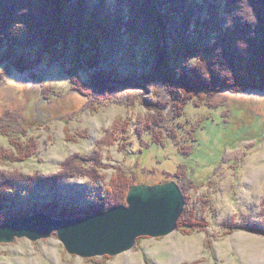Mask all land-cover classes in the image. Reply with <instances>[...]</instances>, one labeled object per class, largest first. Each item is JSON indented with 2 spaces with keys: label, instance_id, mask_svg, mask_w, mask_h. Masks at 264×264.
I'll return each mask as SVG.
<instances>
[{
  "label": "rangeland",
  "instance_id": "1",
  "mask_svg": "<svg viewBox=\"0 0 264 264\" xmlns=\"http://www.w3.org/2000/svg\"><path fill=\"white\" fill-rule=\"evenodd\" d=\"M115 1L107 3L114 7ZM154 1L156 8L163 10V0ZM255 1L261 11L264 0ZM213 2L219 11L217 22L206 12ZM223 2L186 0L197 7V20L210 21L191 24L193 38L200 42L213 38L215 30L209 28L213 34L205 36V29L212 22L220 27L228 18ZM236 3L240 7L239 0ZM246 4L245 0L242 12L254 17L252 7ZM122 5L126 16L129 8ZM150 42L140 30L119 32L115 42L104 45L100 67L118 75L149 69L151 59L145 48ZM34 48L28 50L31 59L36 55ZM56 57L57 61H50L52 57L44 55L35 65V76L27 77L10 63L0 67V115L9 109L29 121L27 137L36 142L35 151L25 160L0 159V170L24 175L7 190L6 210L27 211L35 203L45 202L84 207L106 195L108 181L118 171L133 177V184H154L173 180L172 173L185 170L187 202L181 219L189 215L203 224H176L166 235L138 236L134 246L121 253L92 257L67 252L55 231L37 240L15 237L0 243V264H264V234L240 227L257 225L264 230V90L234 93L223 88L176 109L172 101L168 103L173 98L161 88L156 98L167 104L171 113L166 115V134L161 133L164 142L154 144L151 132L141 128L149 113L147 105L155 97L150 87L113 84V90L98 94L103 103L92 106L70 89L62 74L61 66H68L67 57L63 56L65 61L61 55ZM43 85L49 98L40 93ZM207 100L224 106L210 108ZM179 110L182 114L174 115ZM116 119L126 120L127 131L117 132L119 139L114 143L99 144ZM139 128L141 135L136 133ZM3 151L12 152L7 137L0 133V153ZM74 154L81 155L85 165L98 169L103 178L91 181L79 175L53 184L27 183L35 172L40 176L57 171L61 162Z\"/></svg>",
  "mask_w": 264,
  "mask_h": 264
},
{
  "label": "trees",
  "instance_id": "2",
  "mask_svg": "<svg viewBox=\"0 0 264 264\" xmlns=\"http://www.w3.org/2000/svg\"><path fill=\"white\" fill-rule=\"evenodd\" d=\"M237 1L224 0L223 10L227 14L224 16L228 20H224L220 27L212 22L211 27L205 29V36L213 34L209 30L212 28L215 30L213 38L200 42L192 37L191 24L205 25L210 21L200 20V17L197 20V7L186 3V0H163L160 2L163 10L156 8L154 0H116L114 7H110L108 0H0V67L10 63L27 77L35 76V65L43 60L44 55L52 57L50 61H57L56 55L65 56L67 60L64 57L63 60L68 66H61V71L68 78L70 89L87 98L88 104H96V107L104 101L98 94L113 90L116 87L113 84L150 87L155 97L147 105L149 113L144 116L141 128L151 132L154 144L164 142L161 133L166 130V115L171 110H167V104L156 98L161 88L171 96L169 99L173 98L168 103L172 101L171 106L176 109L185 106L191 99L211 97L223 88L234 93L264 90V3L259 11L258 2L246 0V5L252 7L253 17L242 12L245 0H239L240 7ZM122 4L129 8L126 16ZM198 8H201L200 4ZM206 12L213 21H218L219 11L214 2ZM137 30L146 33L151 40L145 48V54L151 59L150 68L126 75L102 69L100 62L105 53L104 45L115 42L119 32L134 33ZM29 47H35L36 55L32 59ZM40 93L49 98L48 88L44 85ZM205 104L210 108L223 105L210 100ZM181 111H176L174 115L182 114ZM125 121L116 119L99 144H111L119 139L116 133L127 131ZM28 122L9 109L0 115V133L7 137L12 150L10 154L7 151L0 153V159L22 161L33 154L36 142L33 137H27ZM141 128L136 131L138 135L143 131ZM85 164L81 155L74 154L65 158L57 171L40 176L35 172L27 183L31 185L39 181L43 185L48 182L53 184L79 175L91 181L103 178L93 165ZM172 174L186 204V171ZM23 178L19 171L0 170V223L36 211L67 218L105 210L124 203L128 188L136 182L133 177L118 171L111 175L106 195L84 207L45 202L35 203L27 211H8L7 190ZM184 212L185 209L178 218L177 226L182 223L202 226L203 222L189 215L182 221ZM240 227L264 234V230L257 225Z\"/></svg>",
  "mask_w": 264,
  "mask_h": 264
},
{
  "label": "water",
  "instance_id": "3",
  "mask_svg": "<svg viewBox=\"0 0 264 264\" xmlns=\"http://www.w3.org/2000/svg\"><path fill=\"white\" fill-rule=\"evenodd\" d=\"M184 206L174 180L132 184L125 204L73 218L35 212L0 223V243L15 237L37 240L55 231L67 252L82 257L115 255L132 248L138 236L166 235L176 228Z\"/></svg>",
  "mask_w": 264,
  "mask_h": 264
},
{
  "label": "bare ground",
  "instance_id": "4",
  "mask_svg": "<svg viewBox=\"0 0 264 264\" xmlns=\"http://www.w3.org/2000/svg\"><path fill=\"white\" fill-rule=\"evenodd\" d=\"M258 9V8H257ZM246 16V15H245ZM256 18V17H255ZM263 47V46H262ZM261 58V57H260ZM261 66V65H260Z\"/></svg>",
  "mask_w": 264,
  "mask_h": 264
}]
</instances>
